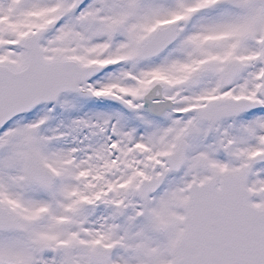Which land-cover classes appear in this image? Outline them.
I'll return each instance as SVG.
<instances>
[{
  "label": "snow or ice",
  "instance_id": "obj_1",
  "mask_svg": "<svg viewBox=\"0 0 264 264\" xmlns=\"http://www.w3.org/2000/svg\"><path fill=\"white\" fill-rule=\"evenodd\" d=\"M0 264H264V0H0Z\"/></svg>",
  "mask_w": 264,
  "mask_h": 264
}]
</instances>
